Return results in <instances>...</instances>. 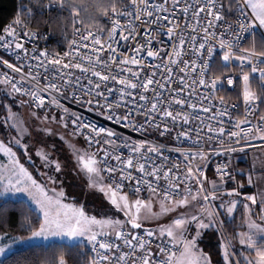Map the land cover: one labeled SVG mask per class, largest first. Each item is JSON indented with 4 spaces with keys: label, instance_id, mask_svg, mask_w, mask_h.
<instances>
[{
    "label": "snow or ice",
    "instance_id": "1",
    "mask_svg": "<svg viewBox=\"0 0 264 264\" xmlns=\"http://www.w3.org/2000/svg\"><path fill=\"white\" fill-rule=\"evenodd\" d=\"M96 7L110 27L82 30L76 0H28L0 30V198L27 197L14 227L0 204V229H12L0 231V257L71 242L87 264H264V160L239 183L225 160L207 175L215 158L264 150V0ZM37 12L68 14V50L37 48ZM208 234L217 249L201 247Z\"/></svg>",
    "mask_w": 264,
    "mask_h": 264
},
{
    "label": "trees",
    "instance_id": "2",
    "mask_svg": "<svg viewBox=\"0 0 264 264\" xmlns=\"http://www.w3.org/2000/svg\"><path fill=\"white\" fill-rule=\"evenodd\" d=\"M28 3V0H0V30L8 24L19 11L20 3ZM77 5L83 6L81 11H78L77 19L82 20L84 25H92L93 27L103 26L101 22V13L98 12L96 4L97 0H76ZM52 18L50 19L48 14H45L43 17L36 13L34 19L28 24V27L37 29L39 31H47L50 35L51 44L55 47L58 45H65L68 43L72 36L73 24L70 18H68L67 13L63 14H51ZM39 21V23H38ZM81 21V22H82ZM239 88L236 91H227L225 93L227 101L238 100ZM240 166V163L234 164V166ZM241 180L244 177H239ZM245 190H249L245 188ZM23 199H7V202L4 199L0 198V204H6L7 207L11 208L9 223L13 227L19 221V213L26 211L24 204L22 203ZM242 207L234 215L236 219L232 223H226L224 226V232L229 237L232 235L233 231L242 230L236 228V225L242 223ZM11 228H3L0 231H11ZM17 234V233H13ZM218 236H213L211 234L205 235L201 247L208 250H215L218 247ZM80 251L86 253L85 256L81 257L79 255ZM61 252L68 253L66 259L68 264H87V259L90 258V253L87 249H78L71 244L65 243V245L53 244L48 247H34V246H24L15 250H12L4 257L0 258L6 262V264H43V261L46 258H50L53 253L58 257ZM215 258V256H214Z\"/></svg>",
    "mask_w": 264,
    "mask_h": 264
},
{
    "label": "built area",
    "instance_id": "3",
    "mask_svg": "<svg viewBox=\"0 0 264 264\" xmlns=\"http://www.w3.org/2000/svg\"><path fill=\"white\" fill-rule=\"evenodd\" d=\"M101 22H102L103 26L110 27V24L107 22L106 18L103 15L101 16ZM77 26L81 27V29L83 30L84 24L80 23V24H77ZM95 28H97V27H93V30H95ZM29 29L34 30V31H39V30L31 28V27H29ZM39 32L41 33V35L35 41L37 48L47 49V50H49L51 52H56V51L63 52V51L68 50V43L65 44V45H58V46L54 47L51 44L49 32H47V31H39ZM72 39H73V36H71L70 40H72ZM164 39H167V38L164 37ZM26 46H28L29 48L31 47L30 44H28ZM0 54H3V50H0ZM6 58H7V56H6ZM230 74L233 75L234 79L239 75V73L237 71H234V72H232ZM237 88H239V92L242 90V82H240L239 80H237L236 84H234L232 86V89L229 90V91H231V92L236 91ZM65 103H67L70 108L75 109L76 111L82 112L83 115L86 116L88 119H94L97 122L102 123L105 126H114V125L111 124V122L105 121L103 117L97 116L95 113L87 112L86 110L79 108V106H77L75 104H72L71 102H65ZM227 103L228 104L238 103V100L227 101ZM240 112L241 113L243 112L242 104L240 106ZM121 130L122 131H126V132L129 131V130H124L122 128H121ZM132 135L136 136L137 134H132ZM257 146H259V144H257ZM238 152L239 151H237L236 153H238ZM236 153L231 154L230 157L225 155V156H221L219 158H215L212 161H210L209 164H208V171H207L208 177L212 178L213 172H214V168H215V164L219 163L221 160L228 161L229 162V166L232 169L233 162H234V157H235ZM176 155H178V154L174 153L173 157L175 158Z\"/></svg>",
    "mask_w": 264,
    "mask_h": 264
},
{
    "label": "rangeland",
    "instance_id": "4",
    "mask_svg": "<svg viewBox=\"0 0 264 264\" xmlns=\"http://www.w3.org/2000/svg\"><path fill=\"white\" fill-rule=\"evenodd\" d=\"M77 6H78V11H81L83 9V6H80V5H77ZM80 21H82V20H80ZM0 157H2V154H0ZM262 160H264V150H262L260 145L256 146L255 148L245 149L244 152L236 153L235 157H234L233 167H232L233 174L236 175V183H239L241 181V179L239 178L240 175H238V173H240L241 171H244L245 173H247L253 167H255L257 170L260 169ZM237 162L240 163L241 165L240 166H237V165L234 166V164H236ZM231 186H235V185L232 182H229V187H231ZM245 188H248L249 190H245ZM253 191H255V189H253V188H251L245 184L244 192L250 193ZM8 199H23V200H25V199H27V197L25 196V194H15V195L10 194ZM89 207H92L91 203L89 204ZM5 243H7V241ZM66 243L71 244V242H66ZM24 246H27V245L15 244L11 247V249L7 252V254L9 252H11L12 250H15V249H18V248H21ZM0 258H2V257H0Z\"/></svg>",
    "mask_w": 264,
    "mask_h": 264
},
{
    "label": "crops",
    "instance_id": "5",
    "mask_svg": "<svg viewBox=\"0 0 264 264\" xmlns=\"http://www.w3.org/2000/svg\"><path fill=\"white\" fill-rule=\"evenodd\" d=\"M237 247H239L238 242H237ZM245 254H246V253H245Z\"/></svg>",
    "mask_w": 264,
    "mask_h": 264
}]
</instances>
